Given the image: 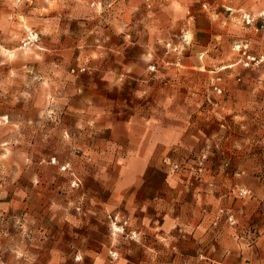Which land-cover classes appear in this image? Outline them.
I'll return each instance as SVG.
<instances>
[{"label":"rangeland","instance_id":"rangeland-1","mask_svg":"<svg viewBox=\"0 0 264 264\" xmlns=\"http://www.w3.org/2000/svg\"><path fill=\"white\" fill-rule=\"evenodd\" d=\"M140 146L185 213L264 185V0H0V264L55 240L2 213H85Z\"/></svg>","mask_w":264,"mask_h":264},{"label":"crops","instance_id":"crops-1","mask_svg":"<svg viewBox=\"0 0 264 264\" xmlns=\"http://www.w3.org/2000/svg\"><path fill=\"white\" fill-rule=\"evenodd\" d=\"M134 152L132 189L122 183L120 194L104 198L96 178L85 213H2L23 230L39 228L46 218L55 239L46 243L47 257L16 264H264L263 181L254 180L251 197L230 193L224 200L228 213H185L183 195L170 194L171 179L154 151L140 146ZM247 186V178L231 179L234 192ZM110 215L118 224L126 221L125 232L111 230Z\"/></svg>","mask_w":264,"mask_h":264},{"label":"built area","instance_id":"built-area-1","mask_svg":"<svg viewBox=\"0 0 264 264\" xmlns=\"http://www.w3.org/2000/svg\"><path fill=\"white\" fill-rule=\"evenodd\" d=\"M116 220V219H115ZM117 223L118 222H114V226H115V231H120V232H124V226H118V227H116L117 226Z\"/></svg>","mask_w":264,"mask_h":264}]
</instances>
